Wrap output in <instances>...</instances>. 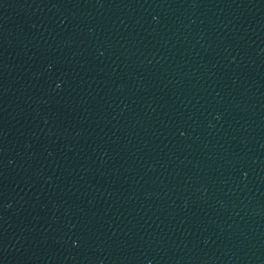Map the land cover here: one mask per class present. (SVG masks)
<instances>
[{"label":"water","instance_id":"95a60500","mask_svg":"<svg viewBox=\"0 0 264 264\" xmlns=\"http://www.w3.org/2000/svg\"><path fill=\"white\" fill-rule=\"evenodd\" d=\"M0 264H264V0H0Z\"/></svg>","mask_w":264,"mask_h":264}]
</instances>
